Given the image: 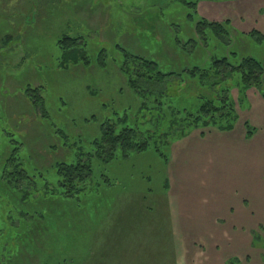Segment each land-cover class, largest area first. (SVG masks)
Instances as JSON below:
<instances>
[{"label":"rangeland","instance_id":"374dc122","mask_svg":"<svg viewBox=\"0 0 264 264\" xmlns=\"http://www.w3.org/2000/svg\"><path fill=\"white\" fill-rule=\"evenodd\" d=\"M202 1L228 11L244 0H199L197 17H203L198 12ZM243 5V11L252 9L247 2ZM190 12L180 0H0V147L11 138L23 141L29 168L50 169L46 176L51 177L56 161L75 163L83 153L95 150L102 124L118 123L117 130L138 124L142 130L151 128L153 123L145 122L151 116L140 110L142 100L118 68L122 48L157 59L164 70L206 66L212 54L222 56L230 49L264 62V42L243 35L261 32L252 28L250 17L245 22L249 29L228 20L234 34L230 46L217 37L209 47L199 40L194 50L192 43L184 46L196 37ZM65 35L83 36L80 48L89 64L62 66L59 41ZM102 52L105 64L100 66ZM26 86L41 88L47 117L24 94ZM231 93L239 110L236 123L245 119L246 136L256 137L260 128L249 122L243 100L238 106L242 96L236 88ZM184 97L181 106L189 104L188 93ZM172 101L176 103L174 97ZM126 113L128 121L119 122ZM166 126V122L156 126L157 135ZM209 129L213 128L200 130ZM173 144L159 145L158 152L152 142L149 149L125 157L119 150L111 161L93 155L86 194L69 199L73 200L69 205L29 210L24 217L11 208L0 209V264H176L162 212L172 185L168 165ZM261 173L264 168L257 165V178ZM258 179L262 180L257 181V193L245 202L262 208L264 176ZM220 188L210 176L208 190ZM236 188L225 190L239 195ZM258 224L254 247L264 245L262 213ZM22 231L31 234L26 237ZM21 242L24 248L18 249ZM242 262L233 257L226 264Z\"/></svg>","mask_w":264,"mask_h":264},{"label":"trees","instance_id":"16d2710c","mask_svg":"<svg viewBox=\"0 0 264 264\" xmlns=\"http://www.w3.org/2000/svg\"><path fill=\"white\" fill-rule=\"evenodd\" d=\"M180 1L191 9L188 18L195 20L196 37L184 46L192 43L190 48L194 50L201 42L209 47L212 37L231 45L234 34L230 21H209L204 17H197L199 0ZM243 35H248L259 43L264 42V35L257 30ZM83 43V36L79 35H65L59 41L63 67L69 63H90L89 56L80 48ZM122 50L124 56L122 61L118 60V68L128 86L142 100L140 110L151 116V120L145 122H152L153 126L142 130L139 124L125 125L117 130L118 123L102 124L101 137L94 140L97 145L95 150L83 153L75 163L56 161L51 177L46 176L50 169H30L29 160L25 159L21 148L23 141L11 138L0 147V209L11 208L24 217L30 214L29 210L40 211L42 207L69 205L73 201L69 199L86 194V185L93 175V155L111 161L119 150L125 157L131 151L149 149L152 142L156 151L161 152L159 145L170 146L196 129L217 128L231 131L238 118L232 89L236 88L240 96L244 97L248 90L255 88L264 98V62L253 56H240L237 51L230 49L228 54L222 56L212 54L210 63L206 66L164 70L157 59L132 53L125 48ZM98 63L100 66L105 64L103 52ZM236 75L239 78L235 81ZM185 93L190 96L189 104L181 106ZM24 94L42 112L43 117L48 116L40 87L26 86ZM173 97L176 99L175 105L172 104ZM242 97L238 106L244 99ZM129 118L130 114L126 113L119 118V122H126ZM165 122L166 130L157 135L155 127ZM251 128L248 126V136L252 135ZM22 234L27 237L31 232L22 231ZM20 236L17 238L23 240ZM17 248L23 249V243H19Z\"/></svg>","mask_w":264,"mask_h":264},{"label":"crops","instance_id":"0c3cea01","mask_svg":"<svg viewBox=\"0 0 264 264\" xmlns=\"http://www.w3.org/2000/svg\"><path fill=\"white\" fill-rule=\"evenodd\" d=\"M246 2L252 8L249 11L242 9ZM236 5L228 11L215 10L202 1L198 12L209 21L230 20L245 29L250 27L245 24L250 17L252 28L264 35V0ZM247 92L241 104L248 108L249 122L261 130L256 137L248 139L245 119H238L233 131L197 129L172 146L168 165L172 185L162 212L176 264H226L233 257L241 264H264V245H252L264 207L245 202L257 193V181L262 180L258 178L264 176L257 178V165L264 168V98L254 88ZM210 176L220 189L208 190ZM229 187H238L234 191L239 195L232 196L233 190H225ZM259 196L264 199V193Z\"/></svg>","mask_w":264,"mask_h":264}]
</instances>
